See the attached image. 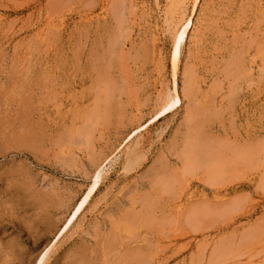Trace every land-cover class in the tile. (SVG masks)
Wrapping results in <instances>:
<instances>
[{
	"label": "rangeland",
	"instance_id": "obj_1",
	"mask_svg": "<svg viewBox=\"0 0 264 264\" xmlns=\"http://www.w3.org/2000/svg\"><path fill=\"white\" fill-rule=\"evenodd\" d=\"M196 3L0 0V264H264V0Z\"/></svg>",
	"mask_w": 264,
	"mask_h": 264
},
{
	"label": "bare ground",
	"instance_id": "obj_2",
	"mask_svg": "<svg viewBox=\"0 0 264 264\" xmlns=\"http://www.w3.org/2000/svg\"><path fill=\"white\" fill-rule=\"evenodd\" d=\"M197 3H199V0H197ZM196 3V5H197ZM195 4V1H194ZM194 5V6H196ZM126 6V5H125ZM197 8V7H196ZM122 10V9H121ZM171 13V12H170ZM175 15V14H174ZM194 26V20L193 17L191 16L188 20H186L185 22H183V24L181 25V27L177 30L176 35H175V39H174V48L172 50V62H173V66L174 67H178V63L181 56V47H182V42L185 41V38L188 36L189 31L193 28ZM123 37V36H122ZM115 38V37H114ZM118 42V41H116ZM111 52V51H110ZM231 59V58H230ZM234 60V59H232ZM238 60V59H237ZM227 64V63H226ZM233 64V62H232ZM231 65V64H230ZM231 67V66H230ZM233 70V69H232ZM244 71V70H243ZM243 75V74H242ZM192 79V78H191ZM190 87L186 88V93H190ZM103 99V98H102ZM111 99V98H110ZM109 99V101H110ZM182 101L181 96H180V92H179V88L178 85L175 84L174 89L169 92L167 98L165 99L160 111L157 114V117L163 113L168 112L169 110L175 108L178 104H180ZM108 111V110H107ZM91 117V116H90ZM199 118V117H198ZM200 119V118H199ZM90 132V131H89ZM34 143V142H33ZM195 145V144H194ZM30 147V146H29ZM16 148V147H15ZM50 148V147H49ZM196 150V149H195ZM202 153V152H201ZM255 154V153H254ZM201 156V155H200ZM206 157V156H205ZM219 157V156H218ZM198 159V158H197ZM204 159V158H203ZM255 160V159H254ZM202 161V160H201ZM204 161V160H203ZM200 162V160H199ZM239 162V161H238ZM195 164V163H194ZM200 164V163H199ZM203 164V163H202ZM190 165V164H189ZM204 165V164H203ZM202 165V166H203ZM191 167V166H190ZM105 170V169H104ZM4 173V172H3ZM104 171L100 170L96 173V175L94 176V180L93 183L91 184L89 191L87 192V194L83 197V199L77 204V206L75 207L73 213L71 214V216L69 217L65 227L63 228V230L60 232V236L64 233V231L72 224V222L78 217V215L82 212V210L85 208V206L87 205V203L89 202L91 196L95 193V191L99 188L100 186V182H101V178L103 175ZM179 173V172H178ZM211 173V172H210ZM214 175V174H213ZM242 202V201H241ZM220 204V203H219ZM203 205V204H202ZM209 205V204H208ZM148 206V205H147ZM211 211V210H210ZM208 215V214H206ZM56 243V242H55ZM54 243V244H55ZM119 245V244H118ZM52 247H49L48 249L44 250L45 252L42 253L38 259L36 260L35 264H45L48 257H49V253L51 251ZM82 259V258H81ZM80 260V259H79ZM84 260V259H83Z\"/></svg>",
	"mask_w": 264,
	"mask_h": 264
}]
</instances>
